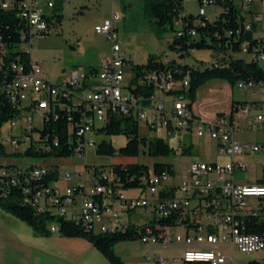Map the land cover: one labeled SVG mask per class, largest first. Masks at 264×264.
<instances>
[{
	"label": "built area",
	"instance_id": "1",
	"mask_svg": "<svg viewBox=\"0 0 264 264\" xmlns=\"http://www.w3.org/2000/svg\"><path fill=\"white\" fill-rule=\"evenodd\" d=\"M58 1L65 0L23 1L21 14L30 23L28 35L23 36L24 42L32 45L39 35H45L51 29L49 18L54 20ZM186 1L191 0H183L182 7L174 16V24H181L177 32L180 35L183 18L189 11L185 7ZM251 2L253 0L247 3ZM211 3L215 4V1L202 0L198 13L207 14L205 6ZM7 5L8 1H4L3 6ZM250 18L264 26L263 11L252 12ZM120 20L121 13L113 11L103 22L95 24L96 32L112 42L110 53L103 58L97 73H88L85 69L81 79L79 71H74L66 83L44 77L42 65L34 61L31 52L23 46L30 54V61L12 62L16 76L13 81L0 85V94L5 93L21 109L41 110L42 121L51 109V100L64 105L72 101L81 112L79 121L72 124L74 137L78 140V153L87 145H96L92 135L105 134L102 127L120 115L138 124L139 135H145L142 128L151 131L164 128L168 135H174L185 128L192 131L197 126V135L217 140L220 152L226 154L229 160L193 161L185 173L176 169L171 173L167 169L156 170L149 166L139 174L141 193L138 196L125 193L127 188L122 186L113 168L100 166L96 169L85 163L65 174V188L55 183L58 176L50 184H29L25 188L24 202L38 212L52 209L55 214L74 219L86 229L96 232H114L135 226L142 234L140 238L149 247L159 244L185 249L181 256L155 255L153 264H177L181 260L183 264H237V252L255 254L263 251L264 231L249 232L243 221L247 214L259 212L260 198L264 197V181H260L264 179V164L261 174H258L257 164L237 156L264 154V113H259L250 123L262 130L261 141L242 143L234 135L236 126L235 118H230L232 110L218 116V123H199L198 103L190 102L186 93L190 85L189 71L176 76L173 67L144 68L140 72L136 70L141 80L138 81L136 76L133 85L126 84L127 58L118 44ZM190 35H196V30L191 29ZM246 46L247 42L243 43L245 51ZM258 53L252 52V58L256 59ZM84 88L89 90L81 95L80 90ZM235 88L264 92V83L239 81ZM238 110L248 113L250 108L241 104ZM28 119L31 124L34 123L32 113ZM10 141L18 144L16 136H12ZM56 168L37 164L27 169L14 166L7 169L11 173L26 169L25 178L31 182L28 179L52 174ZM237 170L248 172L246 181L237 179ZM144 211L151 212L154 218L146 222L141 215L139 219L137 215ZM51 226L52 230L58 231L56 223ZM175 228H182L184 232L171 233Z\"/></svg>",
	"mask_w": 264,
	"mask_h": 264
},
{
	"label": "rangeland",
	"instance_id": "2",
	"mask_svg": "<svg viewBox=\"0 0 264 264\" xmlns=\"http://www.w3.org/2000/svg\"><path fill=\"white\" fill-rule=\"evenodd\" d=\"M185 7L196 14L199 12L200 4L198 0H191L186 1ZM245 8L264 12V0H253V2L247 3ZM205 9L207 15L213 18L220 7L211 3L207 4ZM61 11L63 18L60 23L52 25L48 34L39 35L32 45L24 42L23 46L31 52L32 59L42 65L44 77H51L64 83L71 79L74 71H79L82 79L85 69L91 65L101 67L103 58L110 53L112 42L106 36L96 32L95 24L103 22L105 18L111 16L113 11L121 13V20L118 24V44L127 58V63H125L126 84L133 85L137 76L131 61L137 64L147 63L150 55L157 56L165 64L174 61L191 65L200 63L203 66L212 64L219 57L216 51L210 49L195 48L187 54L185 51L179 50L178 46L175 47L173 42L181 24L160 26L153 17L149 16L147 0H65L61 4ZM239 55L247 59V55L244 53L241 52ZM137 77L138 81L141 80L140 76ZM210 85L216 89L208 90L207 94H202L201 99L204 104L202 110L204 112L216 111L217 113L228 111L229 113L232 109L233 99L241 101L242 104L250 108V111L248 113L241 110L235 111V138L242 143L261 141L262 130L256 126L252 127L250 123L259 113H264V92L261 90L256 92L254 90L241 91L238 88L229 87L225 81L210 80L200 87L201 93ZM88 90L89 88L80 90L81 95H84ZM225 94L226 96L222 98ZM27 100L30 101L31 98L28 97ZM31 113L34 117L33 124L28 119V115ZM41 114L42 111L39 109L29 111L23 107L20 117L0 125V164L26 167L39 163L55 166L58 169V179L55 180V183L62 188L67 185L64 180L65 174L85 163L93 166H105L114 162L124 165L142 162L154 167L155 162L161 161L172 163L177 172L185 173L193 161L224 162L229 160L226 154L220 152L217 140L197 135V126H194L192 131L185 128L174 135H168L164 128L157 131L142 128L143 134L147 137V143H142L140 153L135 157L111 155L97 151V144L103 138L112 141L116 148L124 146L128 138L125 133L92 135L97 143L94 146L87 145L83 154L76 153L70 157H31L25 154L26 148L30 144V139L26 138L27 128L31 125L42 128ZM33 135L37 138L38 131L35 130ZM12 136L23 141L14 144L10 141ZM154 137L163 138L177 149L176 153L166 156L150 154L148 142ZM184 147L189 148L190 151ZM237 158L257 164L256 172L261 174L264 154L249 153L238 155ZM247 176L248 172L244 170L236 172V177L240 182L246 181ZM125 193L138 196L141 191L140 189H127ZM0 216L5 226L0 229V232L2 231L0 249L4 253L1 264H21L23 261L33 259L40 250L36 248L37 244L32 237L34 233L30 225L1 206ZM137 216L139 219L141 216L142 220L146 222L154 218L151 212L146 211ZM170 232L178 234L184 231L182 228H175ZM52 233L59 234L54 230ZM92 245V250L84 254V261L67 264H112L93 243ZM114 249L126 264H153L155 255L181 256L185 251L181 246L162 247L156 244L149 247L141 238L120 240L115 244ZM43 255L45 254L43 253ZM235 258L237 264H263L264 250L255 254L237 252ZM177 264H183V261L181 260Z\"/></svg>",
	"mask_w": 264,
	"mask_h": 264
},
{
	"label": "trees",
	"instance_id": "3",
	"mask_svg": "<svg viewBox=\"0 0 264 264\" xmlns=\"http://www.w3.org/2000/svg\"><path fill=\"white\" fill-rule=\"evenodd\" d=\"M8 1L7 6L3 2ZM24 0H0V85L13 81L16 72L12 68L13 61L28 62L30 54L23 49V36L28 35L30 30L29 21L21 14ZM215 5L220 7L213 18L207 14L188 13L183 18L182 34H178L173 42L179 50L189 54L192 49H210L219 54L218 59L210 65L203 66L200 63L191 65L189 63L165 64L157 56L150 55L147 63H133V68L140 72L144 68H166L173 67L176 76H182L186 71L190 72V85L186 93L190 102L196 101L198 89L210 80H222L229 83L233 88L239 81L253 80L264 83V61L253 59L251 54L254 51L264 52V26L253 21L250 14L255 12L247 10L245 5L250 0H214ZM202 3V0H198ZM183 5V0H147V10L150 17L154 18L160 26L170 24L174 26V16ZM250 12V14H247ZM63 18L61 2L58 1L55 8L54 20L49 18L50 27L57 25ZM250 23V27L247 26ZM195 29L196 35H190V30ZM50 30L46 31V34ZM247 42V50H244L243 43ZM247 55V59L240 53ZM183 55H185L183 53ZM202 62V61H201ZM178 68V69H175ZM99 67L90 66L88 73H97ZM51 109L43 120L42 128L32 127L27 131L30 144L25 154L31 157L51 158L70 157L78 153V140L74 137L75 128L72 124L79 121L81 112L73 106V102L64 105L58 101L51 100ZM242 102L232 101L231 120L234 119ZM22 114L20 106L10 99L5 93L0 94V125L9 120H15ZM220 116L225 115L219 112ZM199 115V114H198ZM199 120L210 123L216 122L214 118H204L199 115ZM105 134H127V142L124 146L116 148L112 141L103 138L97 145V151L105 154H118L125 157H135L140 153L142 143H147L145 135H139L138 124L128 117L116 115L112 122L102 127ZM38 131V137H34V131ZM18 143L21 139L16 137ZM149 153L155 156L171 155L177 149L171 146L161 137L151 138L148 142ZM190 151L189 148H185ZM84 149L81 153H84ZM31 164L26 167L18 165L0 164V206L30 225L36 234L49 235L52 233L51 224L58 225V232L68 237H86L95 247L103 253L112 264H126L123 258L115 251L114 246L120 240L140 238L142 234L135 226L125 230L112 232H96L93 229H86L81 223L67 216L55 214L52 209L45 212H38L29 203L24 202L26 196L25 188L29 184H50L58 176L56 168L52 174L25 178V170L28 167L37 165ZM89 165V164H88ZM26 168L22 172L11 173L7 168ZM115 170L127 189L140 188L139 174L146 171L148 164L136 162L128 166H121L117 163L105 165ZM96 169L99 165H94ZM156 170L167 169L173 173L175 167L172 163L157 161L154 164ZM133 174L135 178L132 179ZM260 181H264L261 179ZM243 224L249 232L264 231V197L260 198V208L257 214H247ZM191 264H205L193 262Z\"/></svg>",
	"mask_w": 264,
	"mask_h": 264
},
{
	"label": "crops",
	"instance_id": "4",
	"mask_svg": "<svg viewBox=\"0 0 264 264\" xmlns=\"http://www.w3.org/2000/svg\"><path fill=\"white\" fill-rule=\"evenodd\" d=\"M64 1L61 2V4ZM99 24V23H97ZM94 66V65H91ZM220 88V87H219ZM222 88V87H221ZM214 90L213 86L210 85L206 87L201 93V89L199 88L197 91L196 102L198 103V114L204 118H214L220 116L219 112L216 111H206L202 110L204 104L201 97L202 94H207L209 91ZM229 92V91H228ZM226 93V91H225ZM226 94L222 97L224 98ZM232 110V109H231ZM210 112V113H209ZM207 115H206V114ZM225 114L228 111L224 112ZM230 113V112H229ZM82 165V164H81ZM133 190V189H131ZM31 227V226H30ZM5 228L1 216H0V229ZM32 228V227H31ZM33 230V229H32ZM2 232V231H1ZM1 232H0V240H1ZM32 237L37 244L36 248L40 250V252L36 253L34 258L29 259L27 261H23L21 264H67L69 262L72 263H81L84 261L85 253L87 251L92 250V243L86 237H68L63 236L60 233H51L49 235H40L36 234L33 231ZM3 237V236H2ZM43 253L45 255H43ZM3 251L0 249V264L3 258ZM33 257V256H32ZM73 260V261H72Z\"/></svg>",
	"mask_w": 264,
	"mask_h": 264
},
{
	"label": "bare ground",
	"instance_id": "5",
	"mask_svg": "<svg viewBox=\"0 0 264 264\" xmlns=\"http://www.w3.org/2000/svg\"><path fill=\"white\" fill-rule=\"evenodd\" d=\"M256 60H261V61H264V52H260L258 54H256ZM199 123H205L201 120H199ZM215 123H218V120L216 122H210L208 124H215ZM133 190H138L140 188H132Z\"/></svg>",
	"mask_w": 264,
	"mask_h": 264
}]
</instances>
